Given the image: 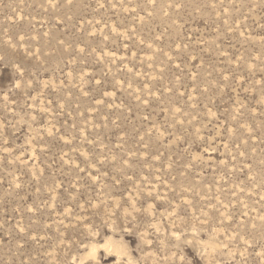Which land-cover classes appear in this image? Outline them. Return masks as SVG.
<instances>
[{
    "label": "rangeland",
    "instance_id": "1",
    "mask_svg": "<svg viewBox=\"0 0 264 264\" xmlns=\"http://www.w3.org/2000/svg\"><path fill=\"white\" fill-rule=\"evenodd\" d=\"M0 264H264V0H0Z\"/></svg>",
    "mask_w": 264,
    "mask_h": 264
}]
</instances>
